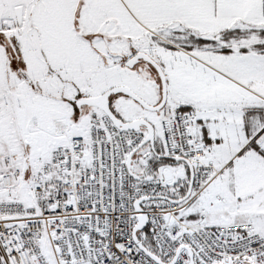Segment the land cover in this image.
Wrapping results in <instances>:
<instances>
[{
	"label": "snow or ice",
	"instance_id": "1",
	"mask_svg": "<svg viewBox=\"0 0 264 264\" xmlns=\"http://www.w3.org/2000/svg\"><path fill=\"white\" fill-rule=\"evenodd\" d=\"M0 264H264V0H0Z\"/></svg>",
	"mask_w": 264,
	"mask_h": 264
}]
</instances>
